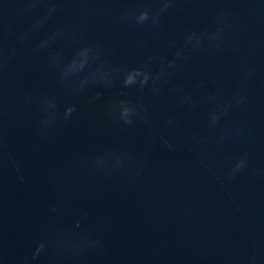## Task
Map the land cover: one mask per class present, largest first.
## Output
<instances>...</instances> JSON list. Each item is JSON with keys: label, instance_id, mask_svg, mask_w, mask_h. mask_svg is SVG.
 Here are the masks:
<instances>
[{"label": "water", "instance_id": "obj_1", "mask_svg": "<svg viewBox=\"0 0 264 264\" xmlns=\"http://www.w3.org/2000/svg\"><path fill=\"white\" fill-rule=\"evenodd\" d=\"M0 264H264V0H0Z\"/></svg>", "mask_w": 264, "mask_h": 264}]
</instances>
